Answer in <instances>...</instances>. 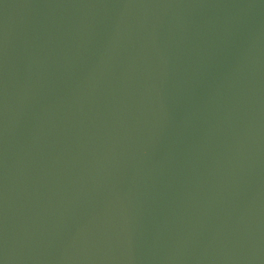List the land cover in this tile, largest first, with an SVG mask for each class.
<instances>
[{"label":"water","instance_id":"water-1","mask_svg":"<svg viewBox=\"0 0 264 264\" xmlns=\"http://www.w3.org/2000/svg\"><path fill=\"white\" fill-rule=\"evenodd\" d=\"M0 264H264V0H0Z\"/></svg>","mask_w":264,"mask_h":264}]
</instances>
